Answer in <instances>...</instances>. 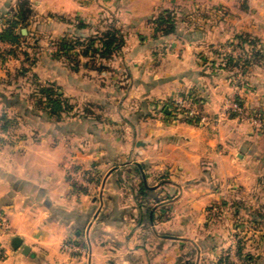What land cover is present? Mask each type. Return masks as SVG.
<instances>
[{"label": "crops", "instance_id": "1", "mask_svg": "<svg viewBox=\"0 0 264 264\" xmlns=\"http://www.w3.org/2000/svg\"><path fill=\"white\" fill-rule=\"evenodd\" d=\"M17 1L0 0V33ZM31 1L37 34L87 7ZM253 24L245 32L259 35L264 23ZM240 32L213 38L225 42ZM150 40L127 37L124 86H95L91 75L82 81L42 48L38 78L88 110L61 120L35 107L18 67H7L12 44L0 40V114L17 119L0 144V264H217L231 230L208 207L224 205L233 212L226 217L244 221L240 210L252 207V197L263 204L248 218L250 229L264 238V133L223 114L225 99L239 96L264 119V65L239 83L228 70L208 67L203 51L160 53ZM147 45L152 50L140 52ZM190 91L203 99L194 121L173 111L175 98ZM15 237L22 240L17 248ZM66 241L86 252L64 249Z\"/></svg>", "mask_w": 264, "mask_h": 264}, {"label": "rangeland", "instance_id": "2", "mask_svg": "<svg viewBox=\"0 0 264 264\" xmlns=\"http://www.w3.org/2000/svg\"><path fill=\"white\" fill-rule=\"evenodd\" d=\"M79 1L87 4V7L85 6L82 11L78 9L77 12L68 11L66 14L59 15L56 19L57 21L54 23L55 29L53 32L48 30L49 33L47 32L46 34L41 32L39 34L36 33L29 35L27 39H23V41L18 45H14L12 43V46L9 45L8 49H12L11 56L13 60L9 62L7 67L13 68L16 66L18 67L17 69L19 70V73H22L21 68L23 67L31 70L27 72V75L25 76L20 74L24 83L23 85H25L27 90L28 87H30V90L33 89L36 81L38 80V76H33L37 61L35 64H32L27 60L25 53L27 51L32 54L34 51L40 52L42 48H46L49 53H54L57 50L58 45L56 40L53 39H59L66 33H71L75 35V37L81 34L84 36L94 34L99 35L106 30L109 25L114 24L118 28L125 31L127 37H137L144 34L148 36L149 40L150 38L154 39L152 41L150 40L151 43L148 44L151 45L154 42V45H152L153 49L156 47L157 51L160 53L165 51L172 52L174 50L175 53H189L192 51V53L194 52L199 55V52L203 51L205 55L202 56V58L204 59L205 57L206 63L209 67V65H213L212 63L214 61L219 63L221 61H225L226 55L228 54L235 55L236 59L239 57L242 58V65H244L246 64L247 54L253 53L250 51V46L245 45V48L241 47L235 37L228 41L220 42L214 40V35H222L224 32H232L234 34L236 31H242L240 32L241 34L250 30L251 26H254V21L264 23V0H78V3ZM166 9L173 10L174 12L173 18L174 23L177 26L176 32L169 35H160V37L154 38V28L156 26L154 21H157V17L160 16L162 12L164 13ZM82 15H88V17H91V22H85L81 17ZM52 18L54 19V15ZM70 20L74 21L76 25H79L81 21L88 25L84 28H78L75 27V25L68 23ZM24 29H26L25 32ZM256 31L259 33V35L254 34L257 37L264 35V28H259V30H257L256 26ZM22 32L24 34H28L27 28H22ZM163 36H167L165 43L160 42ZM42 40L45 42L40 43ZM36 44L38 47H33ZM125 47L128 49L130 46L126 45ZM148 47V45L141 47L142 50L140 52L147 51ZM259 47L264 48V42H262ZM149 50L151 51L152 48L149 47ZM121 52L122 50L113 60L105 61L109 68L102 71L90 68V66L87 67L85 63L90 60L82 55L79 57V70L71 68V64L73 65L78 63L76 60L72 61V59L69 61L66 60L65 57H62L60 60L57 59V61L61 62L62 66L67 70H73L74 72L79 71L78 73H80L79 76L83 79L82 81L87 80L88 76L91 75L90 77L94 78L93 81L95 86L99 84H119L124 86L126 85V82H124V73L126 69H129L130 60L127 59L124 52ZM258 67L259 65H244V73L240 72L239 69L228 70L230 73V79L236 82L239 79H242L244 74L249 75L250 73L253 74V72H256ZM64 82H69V80H64ZM42 83L45 86L51 85V81L49 80L43 81ZM84 84H86V82ZM84 86L86 87L87 85ZM60 92H62L61 89ZM27 93L30 92L28 91ZM97 94L101 93L98 91ZM233 97L225 99L224 103ZM84 98V101H86V97ZM175 99L180 100L182 99V96L178 95ZM74 100L76 101V99ZM74 100L75 110L73 113L82 112L84 109ZM198 105L199 104L194 105L196 114L193 116L201 114V110ZM181 110L182 109L178 110V114L180 116L184 115L183 110ZM101 113H106V116L110 115L108 112L104 111ZM260 115L262 116V114L258 111H252L248 108L245 109V107H242L241 111L233 118L248 121L259 132L264 133V119L262 118V120ZM224 116L227 118L232 117V113H227ZM194 120L195 119H193V121ZM73 176L76 177L75 179H77V181L82 177V175L77 172H75ZM250 201L253 205H249L252 207L248 209L242 208L240 210L243 212V216L246 215L245 217L247 219L244 221H233L229 219L233 215V212H231V210L227 212L224 205L213 204L208 207L210 213L221 217V219L223 217L225 219V222L222 220L224 222L223 227L225 225L229 230H231V234L226 239L224 238L228 249L222 253V256L229 257L233 264H264L263 234L260 232H254V230L250 229L253 221L248 220V218L250 219V217L253 216V213L261 214L263 202L257 201L256 197H252V200ZM226 215H230V217H226ZM234 222H236V224L237 222L239 223V228L234 227ZM239 244L245 245L244 254L253 256V259L246 258V260H244L241 253L238 252Z\"/></svg>", "mask_w": 264, "mask_h": 264}, {"label": "trees", "instance_id": "3", "mask_svg": "<svg viewBox=\"0 0 264 264\" xmlns=\"http://www.w3.org/2000/svg\"><path fill=\"white\" fill-rule=\"evenodd\" d=\"M173 13V10L166 9L164 13L162 12L160 16L157 17V21H154L156 23L154 28V38H158L160 35H169L176 32L177 26L174 23ZM34 15L35 11L31 0H18L16 5L5 15L6 26L0 33V40L18 45L23 41V39H27L29 35L36 34L37 30L32 29ZM68 23L75 25V27L78 28H84L88 25L83 21H81L79 25H76V23L71 20L68 21ZM24 27L27 28L28 34H24L22 32V28ZM235 38L238 40L241 47L245 48V45L250 46V51L251 53L253 52L252 54H247L246 64L244 65H264V48L259 47V45L262 44L261 38L248 32H243L241 34L237 33ZM53 40H56L58 45L57 50L53 53L54 59L60 60L62 57H65L66 60L69 61L72 59V61L76 60L78 61L77 64L72 65L70 63L71 68L79 70V57L82 55L89 58L90 60L89 62L85 63L87 67L90 66V68L102 71L109 68L105 61L113 60L122 50L123 46L127 42V35L121 28H118L112 24L109 25L108 28L99 35L94 34L90 36H84L81 34L75 37V35L71 33H66L59 39ZM33 47H38V45L36 44ZM25 54L27 56V60L32 64H35L38 59V51H34V55L29 51H27ZM212 64L213 66L217 65L218 67L229 71L239 69L242 73H244L245 69L244 65H242V58L239 57L236 59L235 55L233 54L226 55L225 61H221L218 64H216V61H214ZM23 68H21L22 73H19V70H17V74L19 76L20 74L25 76L27 75V72L31 71L29 68ZM33 76L37 77L36 73H34ZM238 82L240 83V80H238ZM60 89L61 87L55 83H51L50 86H45L38 78L32 91L29 93L30 99L34 102V105L37 109L48 112L50 117L56 120H61L67 116L76 115L79 113H73L75 110V103L71 97L66 96L63 92H60ZM181 96L191 100L194 105L199 104L198 106L201 108L203 99L197 93L193 91L184 92L181 94ZM236 100L240 102L242 107H245V109L247 108L239 96H236ZM173 105V111L178 114V110L180 109L175 100ZM84 110H86L84 114L87 113L88 110L86 108H84ZM183 112V116L191 121H193V119L197 120L201 117V114L191 117L186 113V111ZM235 115L236 113H232V116ZM0 124L1 131L4 133V136H2L0 139V144H2L5 140V134L9 133L12 128L17 125V119L10 117L7 112H3L0 114ZM238 246V252L241 253V256L244 258V260H246V258L253 259V256L244 254L245 245L239 244ZM185 264L193 263L187 262ZM217 264H233V262H231L229 257L222 256Z\"/></svg>", "mask_w": 264, "mask_h": 264}, {"label": "built area", "instance_id": "4", "mask_svg": "<svg viewBox=\"0 0 264 264\" xmlns=\"http://www.w3.org/2000/svg\"><path fill=\"white\" fill-rule=\"evenodd\" d=\"M176 104L179 106V109L186 111L189 116H193L196 114L194 110V104L191 100L186 99L182 96V99L175 100ZM242 109V105L239 101L236 100V97L228 99L225 103V107L223 110V114L226 115L227 113H236L240 112ZM4 136V133L1 131V124H0V139ZM63 248L74 253V254H84L86 252V248L81 244L75 241H66L63 243Z\"/></svg>", "mask_w": 264, "mask_h": 264}, {"label": "water", "instance_id": "5", "mask_svg": "<svg viewBox=\"0 0 264 264\" xmlns=\"http://www.w3.org/2000/svg\"><path fill=\"white\" fill-rule=\"evenodd\" d=\"M26 31V29H24V32ZM22 243V240L19 237H15L14 241H13V246L14 247H19Z\"/></svg>", "mask_w": 264, "mask_h": 264}]
</instances>
